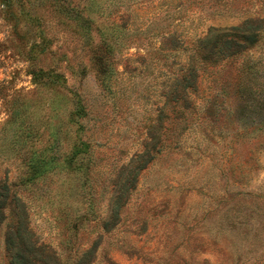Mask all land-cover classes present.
<instances>
[{"label":"rangeland","instance_id":"rangeland-1","mask_svg":"<svg viewBox=\"0 0 264 264\" xmlns=\"http://www.w3.org/2000/svg\"><path fill=\"white\" fill-rule=\"evenodd\" d=\"M0 181V264H264V0H0Z\"/></svg>","mask_w":264,"mask_h":264},{"label":"trees","instance_id":"trees-1","mask_svg":"<svg viewBox=\"0 0 264 264\" xmlns=\"http://www.w3.org/2000/svg\"><path fill=\"white\" fill-rule=\"evenodd\" d=\"M237 30V29H236ZM254 31L247 32V40L254 45ZM243 48L242 45L236 46ZM9 189L5 181H0V221L4 218L3 209L8 201ZM6 249L10 253L9 264H58L50 249L38 245L26 226L16 225L6 236Z\"/></svg>","mask_w":264,"mask_h":264}]
</instances>
